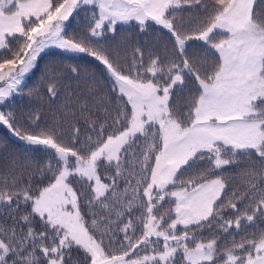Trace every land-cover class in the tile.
Returning a JSON list of instances; mask_svg holds the SVG:
<instances>
[{
    "label": "snow or ice",
    "instance_id": "snow-or-ice-1",
    "mask_svg": "<svg viewBox=\"0 0 264 264\" xmlns=\"http://www.w3.org/2000/svg\"><path fill=\"white\" fill-rule=\"evenodd\" d=\"M130 22L160 26L152 47L95 46ZM53 47L99 61L111 95L44 124L11 102ZM0 126L44 153L27 180L0 170V264H264V0H0Z\"/></svg>",
    "mask_w": 264,
    "mask_h": 264
},
{
    "label": "trees",
    "instance_id": "trees-1",
    "mask_svg": "<svg viewBox=\"0 0 264 264\" xmlns=\"http://www.w3.org/2000/svg\"><path fill=\"white\" fill-rule=\"evenodd\" d=\"M187 14V13H186ZM84 13L79 17L70 18L66 22V31L69 34L81 31L85 24ZM160 26L152 25L146 32H141L135 22L128 25H118L116 33H110L100 39L96 47L106 48L121 45L127 47L128 54L131 55L133 46L150 48L153 46L156 37L160 33ZM198 45L199 42H192ZM190 50H195L190 49ZM69 65L79 67V76L76 77L68 71ZM50 69H57L63 72L61 92L54 100H51L46 92V84ZM24 92L16 95L11 102V107L16 109L22 117L26 114L38 111L44 124L52 122L53 118L59 116L66 98L71 94L73 97H87L90 87L95 88L100 96L109 97V80L103 65L94 57L87 54H69L61 50H46L38 59V66L26 78L23 84ZM38 90L39 95L30 96L29 90ZM91 106V105H90ZM114 107V106H113ZM75 121H64V128L70 131L72 123ZM82 124L83 119H79ZM44 153L41 151H29L24 142L19 141L4 126H0V170L5 169L12 159H17L22 165H28L24 170V179L27 180L29 172H35L40 164L43 163ZM239 169L230 166L223 171V175L229 182L236 186L238 181ZM77 187H81L77 185ZM73 258L83 260L81 253L74 251Z\"/></svg>",
    "mask_w": 264,
    "mask_h": 264
},
{
    "label": "rangeland",
    "instance_id": "rangeland-1",
    "mask_svg": "<svg viewBox=\"0 0 264 264\" xmlns=\"http://www.w3.org/2000/svg\"><path fill=\"white\" fill-rule=\"evenodd\" d=\"M130 23H131V22H130ZM130 23H129V24H130ZM120 25H128V24H120ZM109 34H110V33H109ZM52 49L61 50V49H57V48H54V47H53V48H48V49H46V50H52ZM46 50H45V51H46ZM61 51H63V50H61ZM63 52H65V51H63ZM66 53H68V52H66ZM69 54H73V53H69ZM74 55H76V54H74ZM29 74H30V73H29ZM29 74H27L26 77H27ZM26 77H25V78H26ZM238 181H239V178H238Z\"/></svg>",
    "mask_w": 264,
    "mask_h": 264
}]
</instances>
